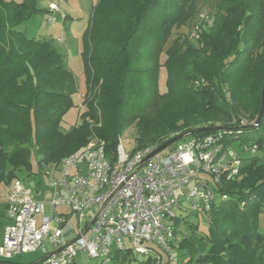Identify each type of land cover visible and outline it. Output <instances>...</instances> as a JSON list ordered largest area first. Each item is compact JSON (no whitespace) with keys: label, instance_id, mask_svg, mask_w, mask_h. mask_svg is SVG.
<instances>
[{"label":"trees","instance_id":"1","mask_svg":"<svg viewBox=\"0 0 264 264\" xmlns=\"http://www.w3.org/2000/svg\"><path fill=\"white\" fill-rule=\"evenodd\" d=\"M40 1L0 0V186L20 179L22 169L31 171L33 148L43 158L40 165L59 163L96 137L115 161L122 130L135 121L145 137L139 150L160 147L197 128H212L192 137L221 132L226 144L257 145L263 156L243 159L240 176L222 180L217 187L222 198L207 218L210 233L201 236L197 226L186 225L190 235L183 238L179 256L191 264H263L259 217L264 210V116L257 126L240 128L230 122L239 112L251 120L260 115L264 0H216L215 26L200 33L202 45L195 48L179 36L166 52L172 31L195 17L200 0H99L83 39L88 82L82 123L67 134L60 126L74 107L75 77L49 40L30 39L18 30L32 17L49 13L38 7ZM164 52L169 93L163 100L179 99L182 127L176 117L161 120L159 109L144 115L160 103ZM197 80L202 83L194 87ZM231 80L240 81V96L234 93L232 104L224 82ZM180 221L176 237L183 232ZM0 264L17 263L0 259ZM32 264H43V259ZM108 264L158 263L152 257L116 252ZM160 264L170 263L162 257Z\"/></svg>","mask_w":264,"mask_h":264},{"label":"built area","instance_id":"2","mask_svg":"<svg viewBox=\"0 0 264 264\" xmlns=\"http://www.w3.org/2000/svg\"><path fill=\"white\" fill-rule=\"evenodd\" d=\"M48 11V23L55 24L57 4L51 2ZM209 20L200 14L201 23ZM249 125L256 123L240 121V128ZM233 145L221 132L190 136L149 158L158 147L127 153L119 141L111 161L104 143L92 137L79 152L45 166L44 199L23 180L13 181L0 259L41 251L43 264H73L82 252L108 264L114 253L132 252L158 264L162 257L179 264L174 241L185 207L209 216L222 198L217 192L222 180L238 178L243 155L259 152L257 145L240 143L237 153Z\"/></svg>","mask_w":264,"mask_h":264},{"label":"rangeland","instance_id":"3","mask_svg":"<svg viewBox=\"0 0 264 264\" xmlns=\"http://www.w3.org/2000/svg\"><path fill=\"white\" fill-rule=\"evenodd\" d=\"M17 3L23 2V0H13ZM55 2L59 8V14H55L57 22L55 24H50L47 21V15L38 14L32 17L28 22L23 24L18 28V30L25 33L28 38H39L49 40L55 48L65 57L67 68L75 77L77 82V91L73 94L72 100L74 107L64 114L61 121L60 130L64 133H70L76 129L81 123L82 119L80 118L81 111H84V105L82 106L84 96L87 92V75H86V64L83 59L84 53V43L83 39L85 33L89 27L90 18L93 12L94 7L97 5L99 0H42L39 2L38 7L41 10L49 8V4ZM216 0H200L196 4V14L192 20H189L184 26L175 28L172 31V36L168 41L164 51L166 52L170 46H172L173 40L179 36L187 37L188 40L195 48H199L201 42L200 33L205 31L210 33L211 29L215 26V15L216 10H214V5ZM206 13L210 16L208 22H200V14ZM63 16H67L65 23L63 22ZM185 50V48H184ZM163 53L160 57L161 65L159 70V89L158 95L161 97L159 105L154 109L152 107L147 109V113L144 115L152 114L153 110L157 111L164 119L170 117L178 118L177 126L182 127L185 124V121L180 118L182 105L179 102V99L172 97L171 100H163V97L169 93V84H168V72L164 66L167 59L166 53ZM257 60V59H256ZM205 80V79H204ZM226 95L228 97V103L232 104L233 94L237 93L240 96V81H224ZM202 83L201 80L194 82V87L199 86ZM193 87V86H192ZM82 107V108H81ZM242 119H248L251 122H257L258 119L251 120L250 116L244 112H239L236 116L233 117L231 124H239ZM87 121L92 123L91 119L88 117ZM137 122L124 128L120 134V141L123 144L127 153L135 152L139 150L141 140L145 138L141 135L140 130L137 128ZM229 124V123H228ZM188 136L187 138H189ZM33 145V142L32 144ZM176 144L172 145L175 146ZM170 146V147H172ZM234 150L237 153H240V145L235 143L233 145ZM263 153L259 151L256 155L244 154L243 159H249L252 157H262ZM42 157L38 155L35 148L31 151V171L22 169L19 171L18 178L23 180V182L39 191L38 197L44 199L47 192L49 191V185L47 181V176L45 174V166L51 163L43 162ZM32 173V174H31ZM240 179V178H239ZM12 182L9 183L7 180L4 181L0 186V204H5L9 191L11 189ZM3 209V206H0ZM185 207L184 212L182 213V218L179 224L180 230L183 232L175 238L174 244L178 250V254L182 250L181 242L183 238L187 235H190V230L187 229L188 225H195L198 227V235L207 236L210 233V224L208 222V216L206 214L197 215L191 214L189 210ZM0 209V211H1ZM67 210V209H61ZM46 214H49V207H46ZM179 215L180 212H177ZM72 223H76V219H71ZM187 225V226H186ZM259 230L261 233H264V210L259 217ZM3 239V220L0 219V245ZM45 257L44 253L41 251L24 253L22 255L15 256L12 260L17 264H32L36 261L42 260ZM180 257V256H179ZM103 262L98 259H91L86 253H79L76 257L75 264H102ZM179 264H191L189 259L179 258ZM197 264V263H192ZM264 264V262H263Z\"/></svg>","mask_w":264,"mask_h":264},{"label":"water","instance_id":"4","mask_svg":"<svg viewBox=\"0 0 264 264\" xmlns=\"http://www.w3.org/2000/svg\"><path fill=\"white\" fill-rule=\"evenodd\" d=\"M263 116H264V85H263V91H262V106H261V110H260V115H259L258 120L256 122V126L260 124ZM218 129H221V128H218ZM210 130H212V128H197V129H194L190 132L178 135V136L172 138L171 140H169L168 142H166L165 144L161 145L160 147L156 148L154 150V152L150 155L149 158L155 156L156 154H158L161 151H164L165 149H167L170 146L178 143L179 141L183 140L184 138H186L188 136H193L194 134L206 132V131H210Z\"/></svg>","mask_w":264,"mask_h":264},{"label":"crops","instance_id":"5","mask_svg":"<svg viewBox=\"0 0 264 264\" xmlns=\"http://www.w3.org/2000/svg\"><path fill=\"white\" fill-rule=\"evenodd\" d=\"M8 1H11V0H8ZM44 15H46V14H44ZM0 206H3V209H1V207H0V209H1V211H0V219L3 220V232H4V227L9 223V220L7 218V213H6V203L5 204H0ZM1 244H2V242H1Z\"/></svg>","mask_w":264,"mask_h":264}]
</instances>
